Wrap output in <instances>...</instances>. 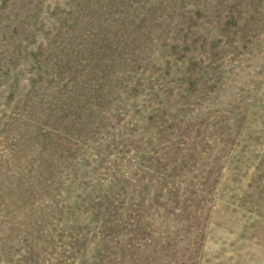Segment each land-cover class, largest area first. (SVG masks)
<instances>
[{"label": "rangeland", "instance_id": "374dc122", "mask_svg": "<svg viewBox=\"0 0 264 264\" xmlns=\"http://www.w3.org/2000/svg\"><path fill=\"white\" fill-rule=\"evenodd\" d=\"M0 264H264V0H0Z\"/></svg>", "mask_w": 264, "mask_h": 264}]
</instances>
